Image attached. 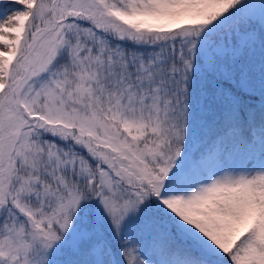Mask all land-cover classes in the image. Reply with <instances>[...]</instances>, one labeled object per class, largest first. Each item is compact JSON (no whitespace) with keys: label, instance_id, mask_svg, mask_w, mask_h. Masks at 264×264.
<instances>
[{"label":"snow or ice","instance_id":"6c2138e0","mask_svg":"<svg viewBox=\"0 0 264 264\" xmlns=\"http://www.w3.org/2000/svg\"><path fill=\"white\" fill-rule=\"evenodd\" d=\"M0 264H264V0H0Z\"/></svg>","mask_w":264,"mask_h":264}]
</instances>
